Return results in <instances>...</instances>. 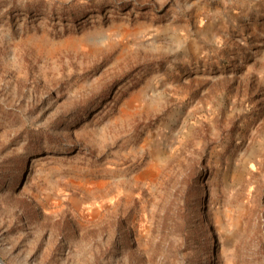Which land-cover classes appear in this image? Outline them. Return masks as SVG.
<instances>
[{"label": "rangeland", "instance_id": "374dc122", "mask_svg": "<svg viewBox=\"0 0 264 264\" xmlns=\"http://www.w3.org/2000/svg\"><path fill=\"white\" fill-rule=\"evenodd\" d=\"M2 264H264V0H0Z\"/></svg>", "mask_w": 264, "mask_h": 264}, {"label": "water", "instance_id": "95a60500", "mask_svg": "<svg viewBox=\"0 0 264 264\" xmlns=\"http://www.w3.org/2000/svg\"><path fill=\"white\" fill-rule=\"evenodd\" d=\"M0 264H2L1 261H0Z\"/></svg>", "mask_w": 264, "mask_h": 264}]
</instances>
